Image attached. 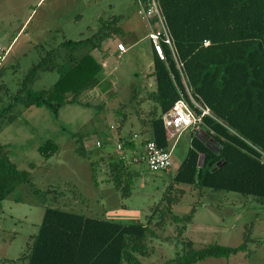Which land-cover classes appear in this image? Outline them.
<instances>
[{"label":"trees","instance_id":"obj_1","mask_svg":"<svg viewBox=\"0 0 264 264\" xmlns=\"http://www.w3.org/2000/svg\"><path fill=\"white\" fill-rule=\"evenodd\" d=\"M144 4L147 0H142ZM175 41L177 59L165 46L167 62L155 54L150 79L152 89H138L132 85L131 102L149 105L146 114L137 116L143 128L141 134L152 133L160 147H170L164 126V116L182 98L190 104L197 116L202 111L195 106L187 93L182 72L194 100L206 106L211 115L202 118L200 129L191 131L187 156L168 187L163 203L172 212V197L176 185H189L201 191L237 193L264 204V0H158ZM122 15L102 21L94 38L81 41L67 40L63 51H44L40 62L25 76L21 89L10 96V103L0 110V117L14 110L16 105L25 108H47L58 119L62 108L68 105L96 107L81 101V97L101 86L105 79L103 65L93 52L105 40L123 36L120 26ZM151 20V19H150ZM155 23V19H152ZM205 41L210 45L205 46ZM82 47L89 48L82 55ZM57 71L59 78L49 89L33 91L31 83L39 71ZM0 67V78L5 76ZM134 91V94H133ZM147 91V92H146ZM9 90L0 85V94ZM146 94L141 98V94ZM144 94V95H145ZM123 123L127 115L123 114ZM123 125V124H122ZM75 136L81 135L75 133ZM76 154L90 162L92 179L99 185L96 167L98 161L90 158L88 149L80 138ZM128 157L116 156L107 162V179L122 198L132 195L135 179L141 172L132 168L142 163L143 139L139 147L134 136L120 135ZM60 147L52 140L39 146L44 158H51ZM138 158L137 162H133ZM131 163V164H130ZM27 172L20 170L9 158L6 147L0 143V202L11 196L21 185L30 183ZM175 189V188H174ZM174 191V190H173ZM180 197V196H179ZM195 212L186 216H172L179 228L185 231ZM152 216L146 224L120 222L95 218L62 208L46 207L38 233L30 238L25 253L19 260L26 264H144L138 255H149L147 239L155 235L150 228ZM236 247L212 244L195 249L187 242V250L168 264H198L210 258L229 259L240 253L250 256V234ZM9 260L1 259L0 263Z\"/></svg>","mask_w":264,"mask_h":264},{"label":"rangeland","instance_id":"obj_2","mask_svg":"<svg viewBox=\"0 0 264 264\" xmlns=\"http://www.w3.org/2000/svg\"><path fill=\"white\" fill-rule=\"evenodd\" d=\"M140 8L137 0H0V53L5 55L0 67L6 71L0 85L9 90V95L0 94V110L21 89L25 76L40 62L44 51L56 48L62 53L64 41L94 38L102 27L101 19L107 21L122 15L125 21L120 26L123 28L127 20L142 18ZM110 43V38L105 40L97 53L109 49ZM88 49L82 47L76 54L82 55ZM146 49L148 46L143 44L141 50ZM145 56L132 51L122 60L112 58L110 65L117 66L115 77L120 79L121 89L113 99L100 96L92 100V104L103 106L102 109L68 105L61 109L57 119L47 108H25L19 104L0 117V143L6 147L11 161L27 172L31 180L0 202V258L9 260L0 264H26L19 259L30 238L38 233L46 207L123 224H146L152 216L150 228L155 235L147 239L150 253L138 255L144 264H168L178 253L187 250L188 241L195 249L212 244L236 247L248 233L250 256L240 253L229 259L210 258L198 264H264V204L237 193L209 189L200 192L181 184L172 190V197L179 201L172 204V212L168 213L163 198L187 156L193 136L191 130L178 137L168 170L152 172L144 162L132 165L141 174L135 179L128 198H122L112 184L103 182L108 177L107 162L119 156L116 150L120 135L130 137L138 133V124L134 122L138 121L137 116L130 113L146 114L149 110V105L139 106L130 100L132 85L136 84L140 90L153 88L150 73L145 75V67L150 62ZM119 74L122 76L117 77ZM58 78L57 71L41 70L29 87L33 91L49 89ZM143 80L145 83L141 84ZM123 114H128L126 123H123ZM80 138L90 158L99 162L96 173L100 186L92 179L90 162L75 152ZM47 140L60 147L49 159L38 150ZM98 140L102 147L96 146ZM173 143L169 141L170 146ZM194 208L192 221L179 236V228L184 224H176L172 216H186Z\"/></svg>","mask_w":264,"mask_h":264},{"label":"built area","instance_id":"obj_3","mask_svg":"<svg viewBox=\"0 0 264 264\" xmlns=\"http://www.w3.org/2000/svg\"><path fill=\"white\" fill-rule=\"evenodd\" d=\"M142 6L139 9V14L143 19H155V30H153L148 38L152 44L154 53L159 57L161 61L167 62V55L165 52V46H167L175 59H177L175 41L171 34L170 28L167 24L166 18L163 14L161 6L158 0H147L144 4L142 0H137ZM210 45L209 41H205V46ZM118 50L121 53L127 52L124 44H118ZM5 55L0 53V60L4 59ZM183 79L186 85V90L190 96L192 102L198 107L202 114L197 116L195 111L191 108L190 104L183 98L179 99L171 108V110L164 116V126L167 133V140L170 142L175 141L172 146L168 148L160 147L153 139L146 137V141L143 148V160L147 164V167L152 172L166 171L172 166L173 151L175 148L176 141L178 137L185 131L191 130L197 131L200 129L202 123V118L205 115H211L210 110L205 106L198 104L192 97L190 88L187 85L186 78L182 72V65L178 64ZM139 135H134V139H137ZM102 142L97 141L96 146L102 147ZM119 156L122 158L128 157L124 150L122 143L117 145V150ZM262 162L264 163V153L261 152ZM138 158H134L132 161L137 162Z\"/></svg>","mask_w":264,"mask_h":264},{"label":"crops","instance_id":"obj_4","mask_svg":"<svg viewBox=\"0 0 264 264\" xmlns=\"http://www.w3.org/2000/svg\"><path fill=\"white\" fill-rule=\"evenodd\" d=\"M138 12H139V10H138ZM30 17H31V15H30ZM30 17L22 25V27L19 30V33L15 37L14 41L19 36V34L21 33V31L24 29V27L27 24V22L30 19ZM122 21L124 22L125 19H122ZM122 21H121V23H122ZM126 22L127 23H125L124 26H123V28H122L123 31H124V35L121 36V37L116 36L115 39L114 38H110L111 39V43H110L109 49H107V50H99L100 51L99 53H97V51L96 52H93V56L104 67L105 79L103 80L104 83L102 82L103 86L101 84L100 87H97L94 90H91L89 92H86L81 97V101H83L84 99H87V101L84 100L83 102L93 103L92 100L95 97H100V96L103 97V98L104 97L107 98V100L115 98V96L117 95V93L121 89V86H120L121 85V81H120V79H118V78L115 77V72L117 71V66H114L113 68H111V65L110 64H111L112 58L117 57V58H119V59L122 60L125 57H127L130 52H132V51L137 52L138 51L141 54L146 55L145 57L150 61L149 64L146 65V67H145V75H148L149 73L151 74V72L153 71L155 53L153 51V47H152V44H151V42H150V40L148 38V35L153 30H155V28H156L155 23L153 22L152 19L151 20L150 19H142L140 17L138 19L134 18L133 21L132 20H127ZM14 41L12 43H14ZM119 43H122V44L125 45V47L127 49V52L121 53L118 50V47L117 46H118ZM143 44H145V45L148 46V49H146L147 51L141 50V46ZM4 58H5V56H4ZM149 67H150V69L148 70ZM125 73H126V71H125ZM121 76L122 75H120V74L117 75V77H121ZM112 80L114 82L113 84H111V81ZM144 83H145V80H143L141 82V84H144ZM100 104H102V103H100ZM137 120L138 121L135 120L134 122L136 124H138V127H139L138 133L135 132L133 134L134 135H136V134L139 135V137L137 138V139H139V141H137L135 139V142H136V144L139 147H141L142 140L144 138H146V137L151 138L152 133L151 132H148L145 135H142L141 132H142L143 128L141 126V121L139 120L138 117H137ZM134 122H133V125H135Z\"/></svg>","mask_w":264,"mask_h":264}]
</instances>
